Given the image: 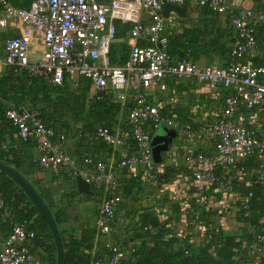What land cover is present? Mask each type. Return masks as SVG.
<instances>
[{
	"label": "built area",
	"instance_id": "obj_1",
	"mask_svg": "<svg viewBox=\"0 0 264 264\" xmlns=\"http://www.w3.org/2000/svg\"><path fill=\"white\" fill-rule=\"evenodd\" d=\"M102 0H31L27 9L0 0V39L14 25L16 35L4 40L0 66L14 72L26 71L30 76L44 78L59 86L65 77L76 82H90L93 95L109 96L110 102L121 107L130 105L125 116V127L132 145L118 131L113 133L97 128L94 139L115 152L112 164L94 157H86L85 181L96 191H103L99 215L94 227L100 235L114 231V221L121 202L119 178H130L140 173L154 174L158 164L153 160L152 130H178L190 142L208 139V152L185 153L183 158L193 165L192 177L205 187L226 184L218 172L252 156L259 163L255 185L264 187V130L256 118L246 125L235 121L241 108L254 110L264 103V65H257L250 54L257 48L255 28L264 29V15L252 8H236L241 0H127L137 19L128 32V56L124 64L110 65L106 54L111 35L106 27L113 10ZM112 2L120 0H109ZM192 5L228 17L234 40L229 47L230 61L226 66L209 69L190 60L187 52L176 59L168 52L167 31L174 17H163L165 5ZM145 16V17H144ZM11 29V28H10ZM195 77L211 93L218 88L228 93L223 98L220 117L196 129L181 128L169 114L150 100L152 93L177 87L182 79ZM5 118L18 138L32 142L38 166L53 177L71 164L67 152V138L56 134L42 120L38 110L11 106ZM83 179V180H84ZM4 200L0 192V210ZM35 233L24 225H14L0 243V264L39 263L36 256L23 246L32 243ZM264 245V232L255 235L250 249ZM124 252L113 248L106 258L91 264H121Z\"/></svg>",
	"mask_w": 264,
	"mask_h": 264
},
{
	"label": "crops",
	"instance_id": "obj_2",
	"mask_svg": "<svg viewBox=\"0 0 264 264\" xmlns=\"http://www.w3.org/2000/svg\"><path fill=\"white\" fill-rule=\"evenodd\" d=\"M101 3L110 5L112 8V1L102 0ZM128 3L117 9L121 11L115 22L125 23L126 17H132L131 24H133L137 19L135 11ZM236 8H252L264 15V0H241L236 3ZM115 11L113 15L116 14ZM113 15L110 20L113 19ZM167 15L174 17V22L166 33L167 40L177 39L175 44L177 47L190 44L192 62L209 69L223 67L229 63L231 59L229 49L226 50L229 48L232 34L228 17L192 5L168 11ZM110 20L106 27V35H111V45L118 46L121 39L116 35L119 34V30L115 22L112 25ZM131 27L132 25L124 32L127 45ZM15 28L17 30L19 26L9 27L7 32L13 33ZM257 37V48L251 52L250 58L257 65H264V30L262 28L258 29ZM2 44L0 41V56L3 52ZM3 69L0 66V73ZM227 93L221 88L211 93L206 84L195 77H190L182 79L177 87L170 85L165 91L153 92L150 100L158 105L163 113L174 118L181 128L196 129L220 117L223 98ZM90 94L92 95L91 90ZM125 116L122 113L117 117L118 124L114 130L124 136L125 144L130 148L132 142L125 127ZM252 117L256 118L259 126L264 130V103L251 111L241 108L235 121L246 125L248 119ZM162 128H159L155 135L163 136ZM5 130V143L0 146V152L13 150L17 155L26 153L35 159L36 151L32 142L20 140L15 132L9 137L6 135L7 129ZM170 131L175 132V137L168 151L162 153V162L158 164L156 173L148 174L142 171L139 177L135 178V184L132 187L128 185L129 179L132 178L123 174L120 176L121 202L114 221V231L108 235H100L95 229L91 249L84 251L89 253L92 259L106 258L113 248H117L124 252L122 260L124 263L134 260L132 254L139 245L151 246L149 236L154 235L157 228L144 226L140 221L141 216H152L160 223H165L162 229L165 238H173L172 242L176 246L189 248L190 254H195L206 247L210 242L209 232L221 231L234 234L242 246L245 245L248 235L264 232V215L258 217L257 225L241 220V212H244L246 217H249L251 212L256 214L258 212L251 211L249 206L253 196H257V201L261 198L262 191L253 183L259 163L258 156L249 157L237 162L234 166L221 169L218 175L226 184L225 187H205L193 179V165L186 162L183 155L208 152L211 142L203 139L193 143L186 140L180 131ZM67 152L71 164L63 169L59 176L53 177L38 164L27 170L28 179L45 197L51 209L55 213H60L58 228L65 242H68L70 238L80 240L84 231L94 230L104 195L103 191L90 190V194H81L77 191L76 177L81 176L84 179V173L89 170L84 165V158L92 156L105 161L109 166L115 157V152L109 146L101 148L87 141L80 142L75 136L68 137ZM73 179H75V186ZM4 220L5 215H1L0 243L6 236L3 230ZM47 243L45 241V244ZM23 247L33 253L39 263L51 264L48 261L51 253L42 245H36L33 241ZM215 247L219 248L220 243ZM215 247L211 246L207 250L213 257H215ZM258 256L264 257V245L260 246L257 252L243 254L237 251L232 260L233 264H258Z\"/></svg>",
	"mask_w": 264,
	"mask_h": 264
},
{
	"label": "trees",
	"instance_id": "obj_3",
	"mask_svg": "<svg viewBox=\"0 0 264 264\" xmlns=\"http://www.w3.org/2000/svg\"><path fill=\"white\" fill-rule=\"evenodd\" d=\"M30 3L31 0H28L27 4H23L21 8L27 9ZM115 25L117 30H119V34H117L116 37H124V32L129 29L128 26H120L119 22H115ZM259 28L262 27L258 26L255 28L257 44V33ZM231 34L232 38L230 39V44L234 40L232 28ZM177 41L178 40L175 38H169V54L178 60L186 57L187 52H189L191 56V45L183 44L177 47L175 45ZM228 49L229 48H227L226 51H228ZM127 56L128 55H122L116 45H111L106 54L107 62L110 65L124 64L127 60ZM74 85L77 87L73 88ZM129 105L130 102L124 107L113 104L110 102L109 96H92L90 94V82L85 79L73 82L65 77L62 84L56 86L49 84L42 77L30 76L26 71L14 72L10 68H4L0 73V146L5 143V129H7L6 135H9V137L12 133H16L15 129L5 118V112L11 106L38 110L43 122L48 127L53 128L56 134H63L66 136L71 135L74 131L78 141H87L89 144L91 143V145L95 144L101 148H106L104 143L93 138L96 129L103 128L111 133L115 132V126L118 124L117 117L122 113L126 115ZM72 123L77 130L73 129ZM157 131L158 129H154L151 134L154 136ZM85 159L86 158H84V160ZM0 160L15 167L26 177H28L29 174L27 170L32 169L34 165L37 164L35 159L31 158L30 155L26 153L17 155L13 150L0 152ZM73 184L75 186V179H73ZM134 184L135 179H129L128 185L132 187ZM255 186L262 191L261 198L257 201V196H253L249 206L251 211L257 210V214L251 212L252 214L246 217L243 214L244 212H241V220L244 222L249 221L248 223L251 225H257L258 217L264 215V187ZM90 190L94 191V188L90 187ZM0 192L4 200V207L0 210V217L1 215H5L3 230L6 232V235L14 225H24L26 229L35 233V238L33 239L34 243L36 245H42L46 251L51 253V258L48 261L51 264H56L55 244L44 220L38 214L24 192L16 186L10 178L1 173ZM39 194L48 205L59 227L61 218L60 213H55L45 200V197L40 192ZM121 194L125 195L123 192H121ZM140 221L144 226L157 228V232L149 236L152 245H139L132 254L134 260L121 264H233L232 259L237 251H241L244 254L245 252H257L259 248L258 246L257 250L253 251L249 246L254 242L255 235L260 232L248 235L245 240V245L242 246V243L237 241L236 235L223 233L221 231L216 233V231H214V233L209 232L210 242L204 249L197 251L195 254H190L189 248L176 246L172 242L173 238H165L163 234L164 231L162 230L165 223H160L152 216H141ZM95 232V228L94 230L84 231L80 240L72 238H70L68 242L62 240L65 264H91L93 262L94 259L91 258L89 253L84 251L91 249V241L95 236ZM45 241L48 243L45 244ZM219 243L220 247L216 249L215 245ZM211 246L215 247V257L207 252ZM186 251L189 254H186ZM258 264H264L263 256H258Z\"/></svg>",
	"mask_w": 264,
	"mask_h": 264
},
{
	"label": "water",
	"instance_id": "obj_4",
	"mask_svg": "<svg viewBox=\"0 0 264 264\" xmlns=\"http://www.w3.org/2000/svg\"><path fill=\"white\" fill-rule=\"evenodd\" d=\"M178 8L179 6L165 4L162 7L163 17L168 16V11H174ZM162 131L164 132L163 136L154 135L151 141L152 156L156 164H160L162 162V153L168 151L169 145L171 144L172 139L175 137L174 131H170L167 128H162ZM0 173L10 178L16 184V186H18L27 196L38 214L44 220L51 233L56 248V264H65L64 247L59 228L48 205L40 196L36 187L28 179V177L23 175L18 169L8 165L2 160H0ZM76 189L81 194L91 193L89 184L85 180H83L81 176L76 177Z\"/></svg>",
	"mask_w": 264,
	"mask_h": 264
},
{
	"label": "rangeland",
	"instance_id": "obj_5",
	"mask_svg": "<svg viewBox=\"0 0 264 264\" xmlns=\"http://www.w3.org/2000/svg\"><path fill=\"white\" fill-rule=\"evenodd\" d=\"M12 3H13V5H15L16 7H20L21 8V6L23 5V4H27V2H28V0H10ZM127 3H128V1L127 0H120V1H116V2H112V8H113V11L114 10H116L115 12H116V14H117V16H116V14H114L113 15V19H111L110 21H112L111 23H112V25H114V22L117 20V18H118V14L120 13L119 11H121V10H117L119 7H124V6H126L127 5ZM129 4V3H128ZM130 6V5H129ZM122 9V8H121ZM131 18L132 17H126V19H127V21H124L125 23H123V22H121L120 21V26H124V25H127L128 26V28L132 25L131 24ZM16 33L17 32H13V33H9V32H6V33H4L3 35H2V38L0 39V41H1V43H3L4 42V40L5 39H7L8 37H11V36H14V35H16ZM120 43H119V45L117 46L116 45V47H118L119 48V50H120V52L122 53V55H128V45H127V43H126V36H124V37H120ZM110 46H111V43H110ZM109 49H110V47H109ZM77 86H73V88H76ZM72 127H73V129L74 130H77V129H75L74 128V125H73V123H72ZM79 128V127H78ZM71 136H75V132L73 131L72 133H71V135H66V138L68 139V137H71ZM69 155V154H68Z\"/></svg>",
	"mask_w": 264,
	"mask_h": 264
}]
</instances>
